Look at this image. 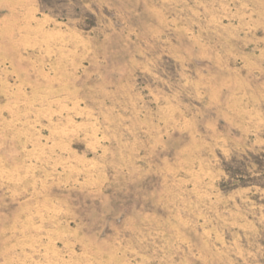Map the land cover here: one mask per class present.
I'll return each mask as SVG.
<instances>
[{
  "label": "rangeland",
  "instance_id": "rangeland-1",
  "mask_svg": "<svg viewBox=\"0 0 264 264\" xmlns=\"http://www.w3.org/2000/svg\"><path fill=\"white\" fill-rule=\"evenodd\" d=\"M0 264H264V0H0Z\"/></svg>",
  "mask_w": 264,
  "mask_h": 264
}]
</instances>
